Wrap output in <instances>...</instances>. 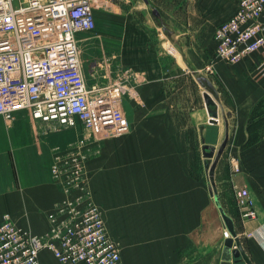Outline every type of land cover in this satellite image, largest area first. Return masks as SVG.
<instances>
[{"label":"crops","instance_id":"1","mask_svg":"<svg viewBox=\"0 0 264 264\" xmlns=\"http://www.w3.org/2000/svg\"><path fill=\"white\" fill-rule=\"evenodd\" d=\"M92 2L96 29L76 35L81 68L90 85L94 69L109 55L106 43L118 42L110 72H128L127 82L139 94L119 97L117 103L127 119L126 139L90 140L94 137L84 133V125L95 122L94 114L80 116L75 129L56 131L46 130L28 110L18 111L12 121L0 115V221L9 213L19 226L35 234L46 232L48 215L65 199L51 174L53 158L77 140H90L85 146L95 150L86 163L90 185L110 232L131 234L138 203H143L142 246L128 235L120 239L122 264H216L209 243L200 247L185 242V234L200 225L210 193L208 184L186 176L184 155L194 151L189 141H200L213 131L210 126L220 124L211 122L205 84L190 78L207 67L210 72L204 74L213 84L216 102L231 114L226 148L243 161L233 186L247 188L256 210V218L244 226L256 237L249 238L246 250L254 264H264V47L234 64L218 59L214 40L205 44L194 19L185 16V0H128L127 10L118 0ZM215 7L214 1L202 17L207 26ZM158 25L174 27L175 40L184 45L177 46L176 55L165 49ZM188 62L198 70L191 71ZM221 124L224 138L225 120ZM41 260L54 264L47 250Z\"/></svg>","mask_w":264,"mask_h":264},{"label":"built area","instance_id":"2","mask_svg":"<svg viewBox=\"0 0 264 264\" xmlns=\"http://www.w3.org/2000/svg\"><path fill=\"white\" fill-rule=\"evenodd\" d=\"M264 0H240L239 8L215 31L216 56L230 63L246 59L264 47ZM91 0H0V115L12 121L18 111L48 127L72 128L80 116L92 114L76 34L93 30ZM121 91L134 93L127 79ZM129 86V87H128ZM111 87V86H108ZM134 89V88H133ZM59 160V158L57 159ZM233 168L240 170L233 159ZM54 178L66 184L84 174V163H56ZM246 188L237 190L245 199ZM58 221L43 238L8 220L0 225V264H40V250L49 248L64 264H122L119 244L110 237L100 208L89 203L77 216ZM54 216L52 215L51 218Z\"/></svg>","mask_w":264,"mask_h":264},{"label":"rangeland","instance_id":"3","mask_svg":"<svg viewBox=\"0 0 264 264\" xmlns=\"http://www.w3.org/2000/svg\"><path fill=\"white\" fill-rule=\"evenodd\" d=\"M92 1V0H91ZM121 2L122 8L127 10V7L129 5L128 0H118ZM215 1V10H212L208 13V16H210L212 20V25L207 26L202 17H204L205 14H207V7L208 5L212 8L213 3ZM187 3V8H185V12L189 10V12L185 13V16L192 17L194 19L195 26L200 28V34L204 36V43L206 44L207 41H210V45L212 43V39L214 40V43L216 45L215 41V31L216 29L221 26L226 20H228L232 15L236 13V11L239 8L240 0H185ZM193 2V3H192ZM143 3V2H142ZM93 5V2H92ZM194 6V8H193ZM196 9V10H195ZM118 11V8L115 9L114 12ZM93 11L95 15V8L93 6ZM194 11V13H192ZM96 19V17H95ZM191 19V18H190ZM189 19V20H190ZM97 26V24H96ZM159 32L161 33L162 39L166 41V50L169 53L177 54V46L179 49H182L184 46L183 43L180 41H176V37L174 36V32H172V29H174L173 26H166V25H158ZM186 28V27H185ZM96 29V27H95ZM93 30L89 31H80V32H90L92 33ZM186 30V29H185ZM214 36L212 37L211 34ZM89 33V34H90ZM87 34V33H86ZM77 35V34H76ZM6 40V43H3L0 41V46H4L5 44L12 42V36L6 35L4 37ZM202 40V37H201ZM106 48L109 49L107 51V57H104L101 64L96 66V69L93 71V77L94 80L90 82V85H87L89 89H92L95 86L104 87L103 89H97L94 90L90 94L91 99V111L92 114H94L95 122L93 124H85L84 125V133H88V136L94 137L90 140H95L96 137H99L100 139H112V140H118V139H126L127 133H128V123L127 119L125 117V114L121 112L119 106H118V100L119 97H132V98H139V94L137 90L133 89L134 93H130L129 91H121L119 89L118 84L121 81H124L126 84V75H124V71L122 73L114 76L110 72V63H111V54L112 52L117 51L118 42L112 43L107 42ZM186 45V42H185ZM200 50H202V47H200ZM185 61L187 62L188 59L185 57ZM227 62V61H225ZM230 63V62H227ZM192 65L191 62H188V68L192 70H198L190 65ZM234 64V63H231ZM101 67H103L104 74L101 75ZM103 72V71H102ZM210 70L207 67H204L203 71H194L193 76L190 78L194 82H198V77L204 76L207 77L204 73L208 74ZM208 78V77H207ZM200 82V81H199ZM201 83V82H200ZM202 84V83H201ZM111 86V87H108ZM206 86V85H205ZM129 87V86H128ZM207 88V91L211 92L213 98L215 99L214 92L212 89ZM118 98V99H117ZM216 101V100H215ZM215 108H218V103L216 102ZM219 111V110H218ZM225 112V111H224ZM222 110V114L224 113ZM230 113V112H229ZM230 115H228V118H230ZM224 120V117L222 115L218 117H212L211 116V122L212 124H218V126H210V128L213 129V131L207 133L206 135H202L200 138V141H196L194 139V144H191V141H189V146L194 151L190 154L184 155V161L187 164V170H185L186 176L190 177L192 181H199L204 185L209 186V175L208 171L205 168V158L203 156V144L208 143L210 145H213L216 148V151L218 150L222 140H223V133H222V124L221 122ZM43 123V122H42ZM46 130L48 131H56V130H70L75 129L77 126L72 128H63V127H48L45 123H43ZM215 128V129H214ZM220 128V131H219ZM98 133L100 136H97ZM90 140H77L75 143H77L76 146L73 148H69L68 151H66L65 154L62 153H56L53 162L51 165V174L54 178L52 167L54 164L60 162L61 164H69L73 162H79L84 163V174L77 179L74 177L73 174H70L69 177L72 178L70 182L63 184L59 182L58 179L54 178V181L57 183V185L60 187L62 192L65 194V199L61 201L58 206L56 207V210L53 213H50L48 215L49 218V228L46 232L42 234H35L31 232L29 229H26L24 227L19 226L12 218V216L9 213H5L2 217V220L0 221V225H2L5 221V215H8V220L15 224L17 227L21 228L22 230H25L29 232L32 235L38 236L40 238H43L48 231L61 219H66L70 215V211L67 208V205L69 203H72L73 211L71 216H77L79 209H84L86 206L89 205V203L97 205L101 212H102V218L106 226V222L104 219V210L95 201V193L94 189L90 185V173L87 169V159L91 156H94L95 150L91 149L89 151L86 150L85 146L89 143ZM59 158V160H57ZM236 158L239 161L240 170L236 171L233 168V159ZM214 159L209 160L210 162H213ZM243 172V161L239 154L235 152H231L228 148L225 149L222 157L219 160V163L216 168L215 172V179H216V185L219 191V198L221 201V204L223 205L225 211L228 215L232 217L235 223V229L237 231V234L239 236V239L246 250V246L248 244L249 238L254 239L256 238L255 235H253L251 232L246 231L245 229V223L248 221H252L256 218V210L253 206V202L251 201L250 196L248 195L245 199H240L237 197V190L233 186L232 181L240 176V174ZM225 177L226 180L225 183H222V178ZM247 189V188H246ZM214 197L209 196L208 198V204L205 206L204 215L201 220L200 225H193L195 227H192L193 230L189 234H185L187 236V239H185V242H188L189 245H199L200 247L205 246L206 243H209L210 247L215 248V255H216V264H225L223 259V251L225 246V240L229 237H231L230 232L228 231L227 227L224 224V221L222 219L221 213L219 208L217 207L216 203H214ZM141 205L140 208H138L135 212L138 216L136 225H133L134 231L129 234L127 232H121L120 234H112L110 232V229H106L108 231V234L112 239H114L118 244L120 248L121 253V247L123 246L122 243H120V239H123L125 236H131V239L133 241H137V244L141 247L142 241H143V203H138ZM130 203H126L125 207H129ZM54 216L51 218V216ZM117 229H120V224L117 223L116 225ZM248 229V228H247ZM189 236V237H188ZM264 238V237H263ZM255 240V239H254ZM236 248V245L233 246L232 249ZM49 251L54 259V264H64L62 261H60L56 255L47 247H43L40 250V264L42 263L41 260V252L42 251ZM130 252H132V249H130ZM248 254V253H247ZM249 255V254H248ZM250 259L251 256L249 255ZM141 258V257H140ZM122 259V258H121ZM252 260V259H251ZM253 263V261H252ZM229 264H246L245 260L243 258L236 259L235 257H232L229 260ZM254 264V263H253Z\"/></svg>","mask_w":264,"mask_h":264},{"label":"water","instance_id":"4","mask_svg":"<svg viewBox=\"0 0 264 264\" xmlns=\"http://www.w3.org/2000/svg\"><path fill=\"white\" fill-rule=\"evenodd\" d=\"M147 2V0H145ZM155 14H158L157 10H154ZM198 81H200L202 84H205L208 88L213 89L212 82L204 76L198 77ZM204 99L206 101L207 106L209 107V112L212 117H217L218 112L216 109L211 108L212 106H216V102L212 96V94L209 91H205L204 93ZM230 113H223V117L225 120V136L217 150L216 156L213 160V162L209 161V158L214 156L215 153V147L213 145H210L208 143L203 144V156L205 158V168L208 171L209 175V193L211 196L214 197L215 203L217 207L220 210L222 219L224 221L225 226L227 227L228 231L231 234V237L227 238L225 240V246L223 251V259L225 264H229V260L232 257H235L236 259L243 258L246 262V264H253L249 255L245 251L239 236L237 234V231L235 229V223L234 220L230 215L227 214L225 211L223 205L221 204L220 198H219V191L216 185V179H215V172L217 165L219 163L220 158L222 157L230 139V133H229V121H228V115ZM236 245V248L232 249L233 246Z\"/></svg>","mask_w":264,"mask_h":264},{"label":"bare ground","instance_id":"5","mask_svg":"<svg viewBox=\"0 0 264 264\" xmlns=\"http://www.w3.org/2000/svg\"><path fill=\"white\" fill-rule=\"evenodd\" d=\"M264 15V14H263ZM263 15H262V17H263ZM263 21V20H262ZM256 52V51H255ZM254 53V52H253ZM252 54V53H251ZM242 61V60H241ZM240 62V61H239ZM215 100V99H214ZM216 102V101H215ZM218 107H219V111H218V109H217V112H218V116H220V115H222L223 116V114H222V108H221V106H220V104H218ZM215 108V107H214ZM213 108V109H214ZM217 116V117H218ZM216 153H217V151H216V148H215V153H214V156H212L211 158H209V160H211V159H214L215 158V156H216Z\"/></svg>","mask_w":264,"mask_h":264}]
</instances>
